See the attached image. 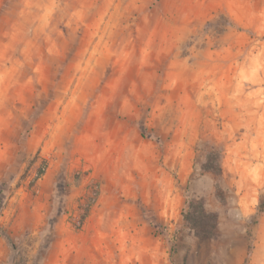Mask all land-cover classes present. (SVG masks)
<instances>
[{
    "label": "rangeland",
    "instance_id": "rangeland-1",
    "mask_svg": "<svg viewBox=\"0 0 264 264\" xmlns=\"http://www.w3.org/2000/svg\"><path fill=\"white\" fill-rule=\"evenodd\" d=\"M0 191V264H264V0H0Z\"/></svg>",
    "mask_w": 264,
    "mask_h": 264
},
{
    "label": "trees",
    "instance_id": "trees-1",
    "mask_svg": "<svg viewBox=\"0 0 264 264\" xmlns=\"http://www.w3.org/2000/svg\"><path fill=\"white\" fill-rule=\"evenodd\" d=\"M202 170L206 173H212L215 175L221 174L222 170L219 163V154L216 151H210L206 155ZM43 173V170L39 169L36 177L40 178ZM2 194L3 192L0 191V214L5 205ZM180 215L197 239L205 241L216 237L217 216L206 211L204 202L201 199H188L186 201V207L181 210ZM0 235L7 240L10 239L8 233L2 230V228H0Z\"/></svg>",
    "mask_w": 264,
    "mask_h": 264
}]
</instances>
